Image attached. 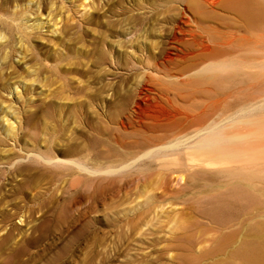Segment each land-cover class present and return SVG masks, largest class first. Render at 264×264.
Returning a JSON list of instances; mask_svg holds the SVG:
<instances>
[{"label": "rangeland", "instance_id": "rangeland-1", "mask_svg": "<svg viewBox=\"0 0 264 264\" xmlns=\"http://www.w3.org/2000/svg\"><path fill=\"white\" fill-rule=\"evenodd\" d=\"M17 1L0 0V82L9 83H0V161L32 148L85 168L0 164V264H244L245 250L264 239V194L228 189L194 138L191 147H161L198 125L182 110L226 95L230 105L216 109L214 123L252 92L241 75H189L203 62L202 36L190 25L203 11L187 9L174 42L171 25L187 0H44L56 4L51 20H66L58 41L44 30L25 37L24 21L9 16ZM228 19L203 23L222 32ZM159 48L170 51L159 72L142 70ZM58 55V69L48 67ZM6 120L15 124L8 134Z\"/></svg>", "mask_w": 264, "mask_h": 264}, {"label": "bare ground", "instance_id": "bare-ground-1", "mask_svg": "<svg viewBox=\"0 0 264 264\" xmlns=\"http://www.w3.org/2000/svg\"><path fill=\"white\" fill-rule=\"evenodd\" d=\"M84 1L85 0L81 1L83 7H85L83 4ZM186 3L187 5L185 4V6L182 7L180 18L175 19L171 25V38L174 42L178 41L179 31L186 27L185 24L187 20L185 18L189 15L187 9L189 8L192 11H203L200 19L201 22L198 24L197 20L192 18V23L190 24L193 25L194 22V26L200 31L198 34L202 36L197 40V43L201 46L202 50L200 52H203L200 56V60L203 62H201V64L189 75L205 82L218 80L219 77L225 74L233 76L241 75L239 78L244 79L245 77V80L248 81V87L252 92L250 94L248 92V99L240 100L234 104V106L241 107L240 109H234L233 112L230 111L222 116L219 121L217 120V122L214 123L211 122L212 118L210 120L209 118L215 113L216 109L220 108L219 111L221 113L225 110V106L230 105L226 95H218L216 96L217 98L208 102V109L203 108L191 112L182 110L181 112L185 115V118L192 119V125H198L193 130L190 129V134L188 136L186 135L187 137L178 139L173 143L161 147L175 148V146L186 143L185 141L188 138H194V145L200 149V154L202 157H205V161L218 164L220 168L218 167L219 169L215 172L227 176L229 179L228 189L229 186L232 187V190L237 188L239 195L242 194V196L246 195L251 199H255L259 194H264V0H187ZM14 7H16V9H13L9 16L13 19L20 18L24 21L25 25L23 27L28 29V32L23 33L25 37L30 36L31 32L34 30H44L45 32H49L52 36L54 35L58 41L63 38L62 33L67 28L65 23L66 20H62L63 18L57 15L51 20L53 15L51 10L56 7L54 1L23 0L19 3L18 1L14 2ZM45 8H48L47 14L42 17L41 11ZM218 10L223 13H218ZM27 11L31 12L29 17L26 15ZM206 18H210L218 24L225 23L224 20H229L228 18H230V22L226 21L227 29L219 32L216 30L215 26L203 23V20ZM13 26L18 30L22 28V25L20 26L17 22H15ZM188 30L194 32V28H188ZM3 38L4 35L0 32V47L5 46L6 42ZM164 50L166 49H157L153 53L152 60L149 56H145L146 60H144L141 65L142 70L147 73L159 72V62L161 63L159 58H164L170 54V51L166 52ZM2 51L3 50L0 52ZM230 51H237L236 53L238 54L233 55L235 54V52H233L232 55H229L228 53H230ZM6 55L7 53H4L2 56L3 61ZM245 55H248L250 59L241 58L245 57ZM208 56H210L209 60L207 59ZM52 60V65L48 67L58 69L62 61V55H58L54 57V59L52 58ZM1 66H3V64ZM60 73L63 75L60 76H65V72L61 71ZM236 78L237 77H235V79ZM154 81L155 80L152 78L145 80L146 84L149 85H154ZM2 83L6 84L7 82L3 81ZM8 84L9 83H7V85ZM17 87L18 85L16 83H11L10 90L17 92ZM221 108L224 110L222 111ZM5 122H7L8 125V134L14 129L15 124L13 120H6ZM186 144H188V142ZM188 145L190 146V143ZM65 151L66 150H64V152ZM68 151L69 150H67V152ZM151 151L152 149L146 150L143 154H151ZM20 152H13L6 161H0V164H5L9 166V168H13L22 163L23 161H20L23 160V158H30L33 162L38 164L37 167L45 169L56 166L65 167L69 164L74 166L75 169L81 170L85 168L83 163L75 158L51 154L47 150L24 148L23 153L20 154ZM260 197L261 196H259L258 199ZM260 223H263V220H261ZM255 230H257V228H255L254 231ZM255 242V246L253 245L249 248H247V246V249L245 248L246 252L245 254L243 253L244 264H264V239L263 241H259V243L258 241Z\"/></svg>", "mask_w": 264, "mask_h": 264}]
</instances>
